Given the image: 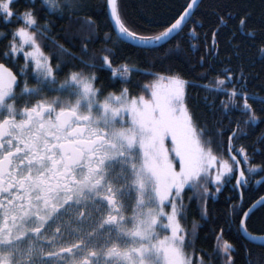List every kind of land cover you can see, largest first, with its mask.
Instances as JSON below:
<instances>
[{
	"label": "snow or ice",
	"instance_id": "6c2138e0",
	"mask_svg": "<svg viewBox=\"0 0 264 264\" xmlns=\"http://www.w3.org/2000/svg\"><path fill=\"white\" fill-rule=\"evenodd\" d=\"M18 5L19 0H0V25L5 26L0 37L7 40L0 50V136L23 137L21 142L35 159L65 178L83 152L111 148L130 161L137 192L128 213L122 212L114 196L108 198L113 214L106 222L116 225L114 240L99 248L85 247L82 240L61 247L57 255L62 264H214V258L218 264H238L237 245L227 238L224 226L214 229L211 254H197L195 249L189 254L192 239L182 223L194 199L200 215L207 218L209 197L214 198L225 185L236 192L228 212L235 231L264 241V235L257 237L249 229L251 218L264 214V194L246 199L253 174H260L256 184H264V160L255 163L256 149L249 151L248 145L240 143L248 135L246 128L264 120V95L251 90L244 49L231 40L244 34L264 54V15L257 23L247 6L225 5L215 10L211 28L201 33L198 26L204 21L195 11L200 0H183L171 9V18L158 26V34H144L128 25L120 0H105L122 41L151 51L162 41L187 32L190 39L202 37L205 54L198 57V63L209 67L210 57L220 56L221 32L231 26L232 51L224 57L227 66L214 74L209 68L200 73L201 79L210 77L199 85L213 97L212 122H208L192 110L190 82L179 71L162 70L146 84H133L136 66L117 61L113 49L102 50L98 58L88 57L90 36L65 35V42L60 43V36L49 32L50 22L39 15L36 0ZM44 5L48 8L45 16H69V26L61 33H71V16L83 10L80 0H41V8ZM87 22L94 23L90 16ZM9 24H14L11 30ZM42 41H50V48ZM17 58L22 63L14 68L12 61ZM103 69L125 86L111 90L98 86V72ZM135 87L141 94H133ZM217 94H223L218 102ZM203 99L207 101L208 95ZM244 254L248 257L245 264H264V254L258 260L252 258L250 249Z\"/></svg>",
	"mask_w": 264,
	"mask_h": 264
},
{
	"label": "trees",
	"instance_id": "16d2710c",
	"mask_svg": "<svg viewBox=\"0 0 264 264\" xmlns=\"http://www.w3.org/2000/svg\"><path fill=\"white\" fill-rule=\"evenodd\" d=\"M26 2L27 0H19L18 6L23 7ZM182 2L183 0H120L122 13L128 25L144 34H158L160 30L158 26L166 23L171 18V9ZM80 3L83 5V10L79 16H71V20L74 21L71 33H61L62 28L67 29L69 26L67 14H48L45 16L48 8L47 5L41 8V0H36V7L39 9L42 20L47 19L50 22L49 32L52 36H60V43L65 42V35H75L80 38L90 36L92 43L89 44L88 57L98 58L102 50L113 49L117 61H128L134 64L136 67L132 75L133 84H146L153 78V74L162 70L179 71L190 82L188 88L189 103L197 118L201 121L212 122L210 109L213 97L199 86L201 83H207L210 77L201 79L200 73L205 68H209V72L214 74L217 69L227 66L228 62L225 61L224 57L232 51V44L229 42L231 26L225 27L221 32L219 36L220 56L210 57L212 66L209 67L207 64L200 65L198 63V57L205 54L200 46L202 37L190 39L185 32L155 50H145L119 38L105 8V0H80ZM225 5H230L233 9L237 5L247 6L253 14V20L257 23L264 15V0H202L199 8L196 9L197 18L204 21L202 27L198 26L201 33L211 28L215 18V10ZM89 16L94 21L92 25L87 22ZM105 33H109V38L106 39ZM231 40L241 43V47L244 49L251 80V90L257 96L264 95V91H261V87L264 86V54L252 46L250 38L244 34L231 37ZM42 43L49 45L50 48V41H42ZM177 44H179V48L175 47ZM192 44H197V47L193 48ZM49 48H46V51ZM171 49H175V51H170ZM96 62L98 63V60ZM231 63L234 64L236 61L233 60ZM98 75L101 82L98 86H103L109 90L125 86L119 78H111L107 69L100 70ZM59 81H62V76L58 77ZM132 91L133 94H141L139 87L133 88ZM205 95L209 97L207 101L203 99ZM222 96L223 94H217V102ZM245 130L248 135L240 143L248 145L249 151L256 149L254 162L259 164L264 160V120H258L254 125H251L250 130L247 128ZM251 179L250 190L246 192V199L248 200H251L258 193L264 194V184L255 183V180L260 179V174H253ZM235 196L236 192L231 185H225L220 193L215 194L214 198L210 196L207 218L200 215L198 204L195 199L193 200L191 208L184 213L182 221L192 239V247L187 250L189 254H192L193 249L196 250L197 254H211L214 244V229L221 225L226 229L227 238L237 245L238 264H245L248 259L244 254L245 249H250L253 254L252 258L256 260L264 254V248L261 245L250 242L242 233L235 231V224L228 215L230 198ZM249 229L254 234H264V214L257 213L253 216L249 221ZM214 264H218L215 258Z\"/></svg>",
	"mask_w": 264,
	"mask_h": 264
},
{
	"label": "flooded vegetation",
	"instance_id": "af4514ba",
	"mask_svg": "<svg viewBox=\"0 0 264 264\" xmlns=\"http://www.w3.org/2000/svg\"><path fill=\"white\" fill-rule=\"evenodd\" d=\"M4 27L0 25V31ZM12 27L14 24L7 25L8 30ZM6 44L7 40L0 37V50ZM21 63L22 58L12 61L14 68ZM22 139L0 136V261L62 264L57 253L70 245L69 226L73 225L76 212L79 223L88 218L90 210L91 219L100 223L96 225L102 239L114 240L116 225L106 222L113 214L108 198L114 196L123 213L134 207L137 198L131 171L122 176L117 171L126 157L116 155L108 147L85 151L65 178L49 172ZM100 216L104 223L98 220ZM122 242L125 241L121 239Z\"/></svg>",
	"mask_w": 264,
	"mask_h": 264
},
{
	"label": "rangeland",
	"instance_id": "374dc122",
	"mask_svg": "<svg viewBox=\"0 0 264 264\" xmlns=\"http://www.w3.org/2000/svg\"><path fill=\"white\" fill-rule=\"evenodd\" d=\"M130 161H128L127 158H124L121 160V164L117 171L122 176L125 172L130 171ZM103 216V215H102ZM100 216L98 220H101L104 223V220ZM79 212H76L73 217V225L69 226V229L72 231V240L68 242V244H72L77 241H83L85 247L95 246L99 248V246L110 243L105 239V237L102 239L101 234L98 231V225L100 223L95 222L91 219V211L88 210V218L82 219L81 222H76V220H79ZM102 226V224H101ZM161 232H163V229H160ZM85 232V233H84ZM125 242H122L121 244H124Z\"/></svg>",
	"mask_w": 264,
	"mask_h": 264
},
{
	"label": "water",
	"instance_id": "95a60500",
	"mask_svg": "<svg viewBox=\"0 0 264 264\" xmlns=\"http://www.w3.org/2000/svg\"><path fill=\"white\" fill-rule=\"evenodd\" d=\"M202 0H200V2H201ZM196 11V10H195ZM109 15V14H108ZM109 18H110V15H109ZM110 21H111V18H110ZM111 23H112V21H111ZM112 25H113V28H114V30H115V26H114V24L112 23ZM115 32H116V34L119 36V33L115 30ZM122 39V38H121ZM125 42H128V43H130V44H132V45H135L134 43H132L131 41H126V40H124ZM166 43H168V42H161L160 43V45L159 46H162V45H164V44H166ZM137 46V45H136ZM158 46V47H159ZM253 235H255V236H257V237H259V236H261V235H264V234H254V233H252ZM245 237V236H244ZM247 240H249L250 242H252V243H255V244H259V245H262V244H264V241H262V240H260V239H256V240H250V239H248L247 237H245Z\"/></svg>",
	"mask_w": 264,
	"mask_h": 264
},
{
	"label": "bare ground",
	"instance_id": "6f19581e",
	"mask_svg": "<svg viewBox=\"0 0 264 264\" xmlns=\"http://www.w3.org/2000/svg\"><path fill=\"white\" fill-rule=\"evenodd\" d=\"M120 38V37H119ZM121 39V38H120ZM122 40V39H121ZM128 43V42H127ZM136 46V45H135ZM138 47V46H137Z\"/></svg>",
	"mask_w": 264,
	"mask_h": 264
}]
</instances>
